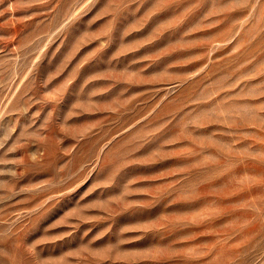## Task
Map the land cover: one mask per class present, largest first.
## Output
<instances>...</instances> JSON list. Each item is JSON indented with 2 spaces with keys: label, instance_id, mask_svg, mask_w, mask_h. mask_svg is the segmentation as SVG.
I'll return each mask as SVG.
<instances>
[{
  "label": "rangeland",
  "instance_id": "rangeland-1",
  "mask_svg": "<svg viewBox=\"0 0 264 264\" xmlns=\"http://www.w3.org/2000/svg\"><path fill=\"white\" fill-rule=\"evenodd\" d=\"M0 264H264V0H0Z\"/></svg>",
  "mask_w": 264,
  "mask_h": 264
}]
</instances>
